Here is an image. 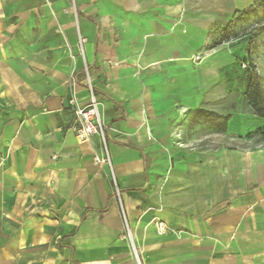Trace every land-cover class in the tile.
Segmentation results:
<instances>
[{
	"label": "crops",
	"instance_id": "crops-1",
	"mask_svg": "<svg viewBox=\"0 0 264 264\" xmlns=\"http://www.w3.org/2000/svg\"><path fill=\"white\" fill-rule=\"evenodd\" d=\"M177 10L174 0H0V264H136L132 244L141 264H264L257 156L175 159L158 144L160 91L183 84L175 59L194 52L195 21L174 27ZM86 75L130 241L110 170L93 163L99 139L73 131Z\"/></svg>",
	"mask_w": 264,
	"mask_h": 264
},
{
	"label": "rangeland",
	"instance_id": "rangeland-1",
	"mask_svg": "<svg viewBox=\"0 0 264 264\" xmlns=\"http://www.w3.org/2000/svg\"><path fill=\"white\" fill-rule=\"evenodd\" d=\"M174 1L178 6L174 27L185 22L186 14L195 21L194 52L175 59L173 79L183 84L160 91L165 107L153 122L158 144L175 159H196L218 150L257 156L263 164L251 173L260 185L264 182V137L259 130L264 128V118L254 114L243 93L252 69L264 91V0ZM251 8L256 11L252 13ZM245 10L246 15H239ZM196 110L214 117L204 121L195 116ZM225 117L226 131L215 130L212 124Z\"/></svg>",
	"mask_w": 264,
	"mask_h": 264
},
{
	"label": "built area",
	"instance_id": "built-area-1",
	"mask_svg": "<svg viewBox=\"0 0 264 264\" xmlns=\"http://www.w3.org/2000/svg\"><path fill=\"white\" fill-rule=\"evenodd\" d=\"M82 42V40H81ZM86 86L90 93L89 103L82 107L73 109L75 117V125L73 131L77 140L84 142L90 140L92 137H97L100 142V153L94 154L93 163L98 166H107L110 170L113 179V197L118 203L121 220L123 224V237L131 240V229L122 205L121 191L116 184L113 174V167L110 161L108 143L106 138V124L99 112V102L94 94L90 78L86 75ZM158 233L162 234L165 231V226L162 222L155 220ZM132 254L136 264H141L137 251L132 244Z\"/></svg>",
	"mask_w": 264,
	"mask_h": 264
},
{
	"label": "trees",
	"instance_id": "trees-1",
	"mask_svg": "<svg viewBox=\"0 0 264 264\" xmlns=\"http://www.w3.org/2000/svg\"><path fill=\"white\" fill-rule=\"evenodd\" d=\"M250 11L254 13L256 10L255 8H251ZM246 13L247 10L241 12L239 15L243 16L246 15ZM243 99L246 104L253 110L255 115L264 118V91L262 88L261 78L254 71V69H252L248 74L243 93ZM195 116L204 121H209L212 117H214L213 115H210L203 110H196ZM227 120L228 117H225L224 120L219 124H212V127L219 132H225L227 128ZM259 132L264 137V128L260 129Z\"/></svg>",
	"mask_w": 264,
	"mask_h": 264
}]
</instances>
